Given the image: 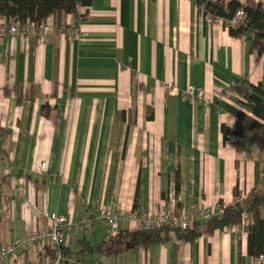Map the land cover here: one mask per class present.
Here are the masks:
<instances>
[{
    "label": "crops",
    "instance_id": "1",
    "mask_svg": "<svg viewBox=\"0 0 264 264\" xmlns=\"http://www.w3.org/2000/svg\"><path fill=\"white\" fill-rule=\"evenodd\" d=\"M46 23L53 31L41 41L11 36L0 17V247L47 224L39 209L76 224L67 258L264 264L248 254L245 225L192 241L170 229L141 244L131 236L137 221L111 228L96 219L103 208L190 217L260 185L263 153L245 127L235 135L238 113H251L227 92L243 80L264 84V56L248 38L208 25L193 0H93L84 20ZM190 87L211 104L185 99ZM84 218L93 220L88 230ZM52 255L36 247L8 264H51Z\"/></svg>",
    "mask_w": 264,
    "mask_h": 264
},
{
    "label": "trees",
    "instance_id": "2",
    "mask_svg": "<svg viewBox=\"0 0 264 264\" xmlns=\"http://www.w3.org/2000/svg\"><path fill=\"white\" fill-rule=\"evenodd\" d=\"M193 1L204 14L223 19L224 25L233 37L246 36L250 41L252 50L257 51L259 56H264V0ZM92 4L93 0H0V17L6 18L11 24L20 23L24 26L31 24L39 27L46 23L51 16L60 18L72 15L84 20ZM240 10L244 11L245 18L237 26L230 25L229 22ZM230 89L237 92L236 98L251 113V115L243 111L238 113L235 135H243L245 127L251 140L259 146L263 153L260 185L247 194L246 198H242L243 194L237 187L234 191L235 202L228 206L219 203L222 212H217L206 223H195L185 232L173 230L182 235L184 239L192 241L197 237L210 236L217 230L241 227L244 217L247 216L249 219L247 226L248 254L253 259H259V257L264 256V84L253 85L243 80L239 85H234ZM46 108L47 106L44 109ZM148 119H153L152 112L148 115ZM223 132L227 140L229 129L224 127ZM194 225L195 228H193ZM168 231L170 229L159 232H136L131 236L137 242L144 244L165 239ZM49 247L53 249L51 264H54L56 248ZM87 247L89 246L85 245L81 253L88 251ZM61 252L65 260L63 264H67L66 259L84 258L81 257V254H78V257H64L63 247Z\"/></svg>",
    "mask_w": 264,
    "mask_h": 264
},
{
    "label": "built area",
    "instance_id": "3",
    "mask_svg": "<svg viewBox=\"0 0 264 264\" xmlns=\"http://www.w3.org/2000/svg\"><path fill=\"white\" fill-rule=\"evenodd\" d=\"M245 18V13L240 10L236 13L235 17L229 22L230 25L237 26ZM204 20L208 25L224 22L223 19L215 18L210 14H204ZM52 27L44 23L39 27L35 25H21L20 23H14L9 28V34L13 37L22 36H38L41 41L49 38L52 34ZM68 34L76 35L77 31L69 30ZM168 90H172L171 86H167ZM216 95H218L216 93ZM228 95L236 98V92L229 89ZM184 98L194 100L202 103L206 106L211 104L208 96L204 90L196 89L194 87L188 88L184 92ZM233 139L232 132L227 134V141ZM8 168V164L5 165V169ZM40 173H46V163H43L40 167ZM247 195H243L242 198H246ZM40 219L44 216L47 219V224L39 225L33 230L26 239H17L10 244H6L0 247V264H8L17 255L28 254L36 247L53 246L56 248V259L54 264H63L65 261L61 248L66 245L68 234L76 227V224L72 219L61 216L55 212L49 213L48 211L36 210ZM221 213L222 210L218 205L215 209H197L190 217H184L175 213H160L149 214L141 218H137L135 213H128L124 210L113 211L109 208L100 209L97 215V220L104 223L111 228H117L122 221H137L140 226L141 232H159L166 229H175L182 232L188 231L193 224L198 222H207L211 220L216 213ZM248 217L243 219V225L248 226ZM93 220L84 218L81 222L83 229L88 230ZM259 261H264V256L259 257ZM72 264H101L100 262H88L84 259L70 260Z\"/></svg>",
    "mask_w": 264,
    "mask_h": 264
},
{
    "label": "bare ground",
    "instance_id": "4",
    "mask_svg": "<svg viewBox=\"0 0 264 264\" xmlns=\"http://www.w3.org/2000/svg\"><path fill=\"white\" fill-rule=\"evenodd\" d=\"M15 22V21H14ZM234 88V87H233ZM233 91V90H232ZM228 92V91H227ZM237 93V92H236ZM203 105V104H202ZM179 231V230H178ZM181 232V231H180Z\"/></svg>",
    "mask_w": 264,
    "mask_h": 264
}]
</instances>
